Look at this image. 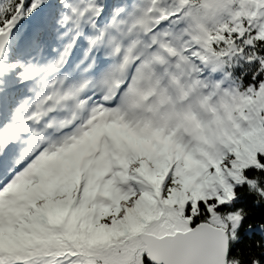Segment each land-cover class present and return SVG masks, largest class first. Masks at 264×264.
Masks as SVG:
<instances>
[{
  "label": "snow or ice",
  "instance_id": "obj_1",
  "mask_svg": "<svg viewBox=\"0 0 264 264\" xmlns=\"http://www.w3.org/2000/svg\"><path fill=\"white\" fill-rule=\"evenodd\" d=\"M0 264H264V0H0Z\"/></svg>",
  "mask_w": 264,
  "mask_h": 264
}]
</instances>
